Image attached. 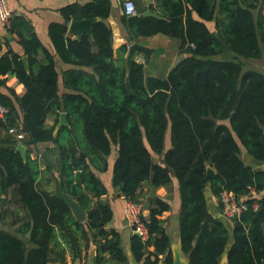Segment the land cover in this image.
I'll use <instances>...</instances> for the list:
<instances>
[{
    "label": "trees",
    "instance_id": "obj_1",
    "mask_svg": "<svg viewBox=\"0 0 264 264\" xmlns=\"http://www.w3.org/2000/svg\"><path fill=\"white\" fill-rule=\"evenodd\" d=\"M124 1L120 0L121 24L130 39L163 34L180 40L185 56L168 76H147L144 64L135 60L128 71L127 44L115 57L114 33L107 21L111 0L60 8L68 23L99 18L91 34L77 38L65 22L49 24L56 54L73 65L62 73L68 90L62 94L55 54L42 43L31 20L16 14L7 28L24 54L9 45L0 56V86L8 90H0V105L9 108L0 124L7 130L22 124L25 138L19 141L26 146V158L17 149V139L0 141V218L7 219L9 193L17 196L24 212L13 213L12 230L0 229V264H68V252L75 261L93 244L94 264H129L122 234L110 224L114 213L104 201L108 190L95 172L107 170L114 148L118 154L113 185L127 200L141 201L144 183L156 190L177 177L180 238L188 264H220L232 226L229 264H264V169L246 164L241 156L244 147L258 165L264 163V73L217 58L229 51L260 59L264 15H257V5L246 0H156L149 8L162 17L157 18L144 15L134 0L138 15L127 16ZM209 21L215 22V31L206 24ZM11 76L24 86L22 95L7 86ZM63 111L69 125L56 132ZM50 114L56 116L55 126L46 124ZM48 141L57 144L56 162L47 157L48 150L35 151ZM54 164L58 176L50 181L60 180L64 191L78 200L86 211L85 221L78 222L67 202L41 186L42 175ZM209 167L215 169L212 177ZM209 183L218 198L223 190L237 196L255 190L260 196L248 199V209L240 219H230V225L211 213L205 193ZM147 202L144 219L150 239L131 236L134 260L173 264L171 238L162 218L171 205L156 193L147 196ZM19 235H28V242Z\"/></svg>",
    "mask_w": 264,
    "mask_h": 264
},
{
    "label": "crops",
    "instance_id": "obj_2",
    "mask_svg": "<svg viewBox=\"0 0 264 264\" xmlns=\"http://www.w3.org/2000/svg\"><path fill=\"white\" fill-rule=\"evenodd\" d=\"M8 1L10 4V7L13 8L18 14H23L28 19L31 20V22L33 23V25L35 27L36 32L38 33L39 37L42 40V43L55 54V59H56V63H57V70H58L59 75H60L59 76V91H60V94H62L63 92H67L68 90L65 88V86L63 84L62 73L64 70L72 68L73 65L64 63L60 59V57L56 54V52L54 50V46H53L52 41L50 40V37L48 34V27L52 21L65 22L62 14L60 13L61 7L65 6L69 3H73V2H79L81 4H85L87 2H90L91 0H8ZM111 1H112V5H113V10H112L111 16L108 18L107 21L110 24V26L112 27L113 33H114L113 48L115 51V57H118V49H120L121 46L124 44H127L129 48L133 43H139L141 45L151 47L154 50L152 51L149 60H147L146 55L141 52V53H136L134 55L132 61L135 60L137 62L143 63L145 66V72H146L147 76H154V77H166V76H168L171 68L174 65H176L183 58V56H185L180 51V43H178L176 41V38L168 37V36L163 35V34H156L154 36H149V37H140L138 40H135V41L132 39H129L130 36H128L126 34L125 29L123 28V26L121 24V16L123 14V10L121 8L120 0H111ZM137 1H139L140 4H142L144 2L146 3V7L142 8V9H144V12L147 10L152 11L149 8V5H152V4L155 5L156 4V0H137ZM246 1L253 2L257 5V8L254 9L255 13L257 15H258L259 11H261V14L264 15V0H246ZM144 12H143V14H144ZM98 20H99V18H98ZM69 24H70V22L68 23V28H69ZM206 24L210 27V29L212 31H215V22L214 21L206 22ZM69 33L72 36H75L70 31H69ZM173 44H174V47L172 48V52H171V53H173L172 54L173 58L171 60H169V55L167 53V50H160V47H164L167 49L168 45H173ZM9 45L13 48L14 51L21 53V55L24 54L21 45L17 41L16 36L12 35L8 31V29L2 25V23L0 21V56L2 54H4L5 52H7ZM127 57H128V52L125 55L126 62H127ZM7 86L15 89L19 95H22L25 92L24 86L18 82V80L16 79L15 76H11L8 78ZM0 90L8 92V90L4 86H0ZM63 112H65V111H63ZM59 122H60V117H59V121L56 124V116L50 114L47 117L46 124L48 126H55V124H56L55 129L58 128V132H59L60 128L63 126V125L60 126ZM20 128H22L21 123L19 124V126L17 128H9L8 130L0 124V141L9 140V139H11V137L17 139L18 141H19V139L25 138V133L20 131ZM19 134H22L23 137L19 138V136H18ZM79 135L81 136L82 134H79ZM19 143H20V141H19ZM40 146H44V150H42V151L37 150V148L38 147L40 148ZM170 146H171V140H170V133L168 131L167 140H166V148L168 149V148H170ZM37 148L35 149V151L39 152L40 154H42V153L45 154V152L48 150V156L47 157L49 159H51L53 162L58 161V149H57L58 147H57V144L55 142L48 141V142L40 143L37 146ZM36 152H33V157L37 156ZM34 153L36 155H34ZM53 154H55V156H52ZM117 154H118L117 148H114L112 150L111 154L108 156V168H107V170L106 171H96L95 170V172L97 173L98 178L104 183V185L106 186V188L108 190V193L104 197V201L109 202V204L113 210V213H114L113 219H112L110 224H111V226L115 227L118 231L121 232L123 242H124V236H125V238H127L126 246H128L129 252L128 253L125 252V253L127 255L129 264H138L134 260V256H133V253L131 250V242L130 241H131V236L134 234V232L129 227L128 220H127V217L125 215V206H126L127 199L124 196H122L120 194L119 189L113 185V167H114L115 160L117 158ZM241 156H242V159L244 160V162L246 164L252 165L254 167H260V165H258V163L255 162L254 158L246 151V149L244 147H242ZM246 160H248L249 163H247ZM51 164H53V163H51ZM46 166H47L46 162L42 163V168L45 169ZM57 168H58L57 165L54 164V166H52V170H50L49 173L44 172V174L42 175L43 182L41 183V186H43L46 190L53 192V193L57 190L58 184H55V181L53 179H52V181H50V179L52 178L53 175L56 177L58 176ZM212 169L214 170V173H215V169L214 168H212ZM45 170H47V169H45ZM53 184H55V186H56L55 190L51 189ZM140 191H142V197H140L141 201L143 199L145 201H147V196L152 195L153 193L154 194L156 193L158 196L162 197L163 199L167 200L170 203L171 209L168 212H165L164 215L162 216V218L164 220V225H165L166 229L172 233L175 232L176 228L173 231L171 230V225H169L168 219H169V217H172L174 214H176L172 211L174 202H175L176 209L181 207V205H180V203H181L180 193H179V182H178L177 177L175 175H173L172 182L170 184H168L166 186H161L160 188H157L156 190L152 189L151 185L149 183H144L142 190L140 189ZM205 193H206L208 206H209L211 213L217 217H221L227 224L233 225L231 223L232 221L230 219L225 218L221 215L220 206H219V198L213 194L210 183L207 185ZM11 194L16 199V201H18V198L14 193H9L8 197H10ZM18 204H19V207L21 208V204L19 203V201H18ZM4 208L9 209L8 216H7L8 218H11L12 213L16 211V208L11 206V201H9V199L7 200V204H5ZM148 214H149L148 206L145 205V207H144L145 217ZM179 215H180V212H179ZM15 227H17V225ZM232 227L230 228L231 233H232V229H233ZM5 229L9 230V231L12 230L9 228H5ZM168 234L171 238L170 249L172 250L173 245H176L179 242L180 237L179 238L178 237H172L170 235V233H168ZM19 236L25 242H28V240H29L28 235H26V236L19 235ZM231 240H232V238L230 239L228 249L231 246ZM123 242H122V245H123ZM92 246H94V249H95V251H94V257H95L97 246H96V244H93ZM87 251H89V249H84L82 252V257L80 259L75 260V261L73 260V256L71 255V253L68 252V254H67L68 264H82L81 261L86 257ZM94 257L92 259L93 264H94ZM92 260L90 261V263H92ZM53 264H61V263L56 262ZM112 264H117V263L115 261H112Z\"/></svg>",
    "mask_w": 264,
    "mask_h": 264
},
{
    "label": "built area",
    "instance_id": "obj_3",
    "mask_svg": "<svg viewBox=\"0 0 264 264\" xmlns=\"http://www.w3.org/2000/svg\"><path fill=\"white\" fill-rule=\"evenodd\" d=\"M124 13L127 16L138 15L137 5L134 0L124 1ZM18 14L13 8L10 7L8 0H0V21L5 28H8L11 24L13 17ZM9 116V108L0 105V118L3 121ZM19 138L23 135L19 134ZM260 196V193L251 190L248 194L237 196L234 192L223 190L219 197V206L221 215L228 219H240L242 214L248 209V199H256ZM254 209H258V201L253 203ZM125 215L128 220L129 227L134 234L137 233L144 242L149 241L150 232L144 219V204L141 201L127 200L125 206Z\"/></svg>",
    "mask_w": 264,
    "mask_h": 264
},
{
    "label": "water",
    "instance_id": "obj_4",
    "mask_svg": "<svg viewBox=\"0 0 264 264\" xmlns=\"http://www.w3.org/2000/svg\"><path fill=\"white\" fill-rule=\"evenodd\" d=\"M144 15H151L155 16L157 18H162L159 14L152 12L150 10H147L144 12ZM98 20L97 17L93 18H84L80 20H72L69 24V31L77 36V38H80L82 34L84 33H92V27L93 24ZM66 25H68V22H66ZM130 39V38H129ZM154 49L148 46L141 45L139 43H133L130 48L128 49V57H127V68L129 71L132 59L136 53H144L147 57V60L150 59V55ZM23 61L26 65L27 70H29V64H28V57L25 55L23 57ZM127 88L130 91L129 84L127 83ZM68 119H67V113L62 112L60 115V122L59 125H68ZM58 128L55 130L57 132ZM18 151L21 152L22 156L26 158V146L23 143H19L17 146ZM264 169V168H263ZM208 175L212 177L214 175V170L212 167H209ZM53 196L63 199L65 202L68 203L69 207L71 208V211L73 215L75 216L76 220L78 222H83L87 218V214L83 206L76 200L74 197L68 195L62 186L61 181H58V188L53 193ZM137 234V233H136ZM228 247L222 256L221 263L220 264H229L227 252ZM173 252V264H188V259L186 255L182 251V245H181V238L179 242L176 245H173L172 247Z\"/></svg>",
    "mask_w": 264,
    "mask_h": 264
},
{
    "label": "rangeland",
    "instance_id": "obj_5",
    "mask_svg": "<svg viewBox=\"0 0 264 264\" xmlns=\"http://www.w3.org/2000/svg\"><path fill=\"white\" fill-rule=\"evenodd\" d=\"M139 3V6L141 8H145L146 7V3H142L140 4V2L138 1ZM176 41L178 43H180V40L176 38ZM174 47V44L173 45H168L167 49L164 48V47H160V50H167V53L169 55V60H171L173 58L172 54V48ZM217 58H223V59H230V60H235V61H238V62H242L243 63V67H244V70H257V71H260L262 73H264V49H263V55L260 59H253V58H249V59H246V58H243L241 56H236L235 54L231 53V52H226L225 54L223 55H219ZM151 69V68H150ZM37 150L39 151H42L44 150V146H40V148L38 147ZM34 155H36L34 153ZM52 156H55V154H53ZM50 157V156H49ZM247 163H249L248 160H246ZM261 168H264V163H262L260 165ZM52 190H55L56 189V186L55 184L52 185ZM9 201H11V206L15 207L16 208V211L13 212L15 214H18L19 212L20 213H24L23 210L19 207V204H18V201H16V199L13 197V195L11 194L10 197H8ZM143 204H144V207L145 205L148 206V202L145 201L144 199L141 201ZM172 211L176 214H174L172 217H169L168 221H169V225H171V230H175L176 228V231L175 232H170L168 231V233H170V235L172 237H180V229H179V212H180V207L178 209H176V206H175V202L173 203V209ZM13 213H12V217L13 218ZM7 219H3V218H0V229H5V228H9L11 229V225H10V221L13 220L11 218H8L6 217ZM230 227V226H229ZM230 229V228H229ZM232 238V233H230V239ZM126 243H127V238H125L124 236V242H123V247L125 249V252L128 253L129 252V248L128 246H126ZM94 246H91L89 248V251H87L86 253V257L81 261L82 264H93V257H94ZM92 260V263H90V261ZM107 264H112L111 262H108Z\"/></svg>",
    "mask_w": 264,
    "mask_h": 264
}]
</instances>
